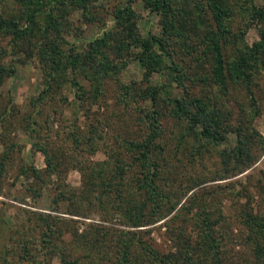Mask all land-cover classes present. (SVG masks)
<instances>
[{
    "label": "trees",
    "instance_id": "1",
    "mask_svg": "<svg viewBox=\"0 0 264 264\" xmlns=\"http://www.w3.org/2000/svg\"><path fill=\"white\" fill-rule=\"evenodd\" d=\"M142 1L146 9L159 15V31L144 33L133 0L116 3L111 9L103 0H1L0 6V36L7 37L5 44L0 43V82L15 70L13 60L3 62L1 58L16 54L19 48H25V44L35 45L44 85L31 99L34 107H38L47 96L54 97L66 82L75 87L76 96L80 99L88 93L96 99L105 92L104 81L107 78L118 79L120 72L132 60L141 66L140 80L144 84H137L134 80L119 81L118 100L127 104L135 95L137 102H145L137 105L142 113L138 121L145 126V132L140 138L120 141L125 150L132 153V158L117 157L114 160L111 173L98 195L99 202L101 195L108 192H113L115 199H121L124 174L137 162L142 167L141 176L137 179L142 196L133 203L120 205L132 226H140L145 220H161L180 202L179 194L164 189L158 182L160 164L153 161L154 150L163 147L164 153L165 149L157 139L163 130L162 112L152 105L159 98L170 105L171 114L184 122L177 139L178 143L183 142L185 147H189L187 157L194 162L216 153L219 177L243 171L255 161V148L264 149V134L254 125L261 111V99L256 94L255 83L258 74L264 70V0L261 4L256 0ZM104 7L106 13L112 15L111 25L89 39L83 48L69 42L65 35L70 32L67 30L69 12L77 8L85 22H93L104 20L99 12ZM252 25L256 26L259 35L248 42L245 34ZM194 34L201 40V49L191 47L190 39ZM174 46L195 53L198 67L204 69L197 78L213 85L212 95H160V88L166 84H152L150 76L154 72L176 81L183 90H187L189 82L194 80V75H188L184 66L173 58ZM80 76L89 81L88 89ZM230 83L241 84L245 96L238 103L234 121H231L232 109L226 108L223 101L230 93ZM146 100L150 103L147 104ZM71 135L77 144L82 140L75 129ZM33 145L43 153L47 168H55L49 149L37 141H33ZM5 156L1 160L2 167ZM163 158L167 177L171 178L176 164L168 165ZM174 160H179V157ZM34 174L40 176L36 170ZM65 197L64 191L58 190L54 198L56 204L49 209H58L60 200ZM71 204L65 212L90 214V210L82 209L78 203ZM241 216L251 253L259 264H264V216L249 209L242 210ZM35 218L42 227L38 241L25 234L19 239L23 254L26 257L28 254L33 264H51L49 260L55 254L60 257L57 264H77V256L69 257L68 243L64 238L69 231L84 239L92 232L88 255L102 246L103 239L115 236L112 242L116 249L108 264H227L220 255L221 241L215 234L221 217L213 216V211L203 210V214L195 219L200 230L199 239L202 240L199 251L187 240L185 227L181 226L178 233L170 235L173 248L163 253L143 241L136 231L128 232L121 228L116 233L111 229L100 232L102 225L90 223L86 231L78 234L76 224H71L72 216L41 211ZM170 226L167 223V228ZM135 245L137 251L133 250ZM48 254L50 258L48 256L46 260ZM206 256L210 257L207 261Z\"/></svg>",
    "mask_w": 264,
    "mask_h": 264
},
{
    "label": "rangeland",
    "instance_id": "2",
    "mask_svg": "<svg viewBox=\"0 0 264 264\" xmlns=\"http://www.w3.org/2000/svg\"><path fill=\"white\" fill-rule=\"evenodd\" d=\"M103 1L110 8L116 3L123 4L125 0ZM256 1L263 3V0ZM133 7L140 16L139 24L144 33L159 31V15L146 9L142 0H133ZM101 9L99 12L104 20L93 22H85L77 8L69 12L67 30L70 32L65 34L69 42L83 48L89 39L111 25L112 15L106 13L105 7ZM258 35V29L252 25L245 37L251 42ZM6 42L7 37L0 36V43ZM190 43L195 49L203 47L199 36L195 34ZM25 45L16 54L1 58L3 62L13 60L15 70L0 82V264H33L28 254L27 257L23 254L19 239L25 234L38 241L42 227L36 223L35 217L41 211L74 217L71 224H76L78 234L86 231L90 223L102 225L100 232L111 229L116 233L121 228L128 232L136 231L143 241L163 253L173 248L170 235L178 233L181 226L185 227L187 240L199 251L202 240L199 239L200 230L195 219L203 214V210L213 211V216L221 217L215 234L221 241L220 255L227 264H259L251 253L241 211L249 209L264 216V149L255 148V161L243 171L219 177L216 153L194 162L187 157L189 147H185L183 142L178 143L177 139L183 131L184 122L171 114L170 105L159 98L152 105L159 107L162 112L163 130L157 139L165 149L164 153L163 147L161 150L155 149L153 161L160 164L158 182L164 189L179 194L180 202L161 220H145L140 226H132L127 222L120 205L133 203L142 196L137 186L142 167L137 162L124 174L121 199H115L114 193L108 192L101 195L102 200L99 202L98 195L111 173L114 160L117 157L127 160L132 158V153L127 152L120 141L140 138L145 132V126L138 121L142 113L137 107L138 103L144 105L145 102H137L135 95L127 104L118 100L119 81L134 80L137 84H144L140 80L141 66L132 60L120 72L118 79L107 78L104 81L105 92L96 99L90 96L91 93L80 99L76 96L75 87L66 82L58 88L54 97L47 96L38 107H34L31 99L44 85L42 70L35 53L36 46ZM173 49V58L184 66L188 75H194V80L189 82L187 90H183L176 81L154 72L150 82L166 84L160 88V95H212L213 85L197 78L204 69L198 67L195 53H188L180 46H174ZM258 75L255 91L261 99V111L254 125L264 134V70ZM80 80L88 89L89 81L82 76ZM229 90L228 97L223 101L226 108L232 109L231 121H234L238 103L245 96L241 84L230 83ZM146 102L150 103L149 100ZM73 129L82 137L78 144L72 138ZM33 141L49 149L55 168H47L43 153L33 145ZM163 157L168 165L176 164L171 178L167 177ZM175 157H179V160H174ZM34 170L40 174L39 177L34 174ZM199 177L202 180L198 181ZM58 190H63L67 197L60 200L58 209H49L56 204L54 198ZM71 203H78L82 209L90 210V214L85 216L65 212ZM167 223L171 225L168 228ZM70 232L64 238L68 243L69 257L77 256V264H108L113 258L116 244L112 240L115 236L103 239L102 246L88 255L92 232L86 239ZM133 250L137 251V245ZM48 256L50 258L48 254L46 260ZM209 258L206 256V261ZM59 261V254H55L49 263L57 264Z\"/></svg>",
    "mask_w": 264,
    "mask_h": 264
}]
</instances>
